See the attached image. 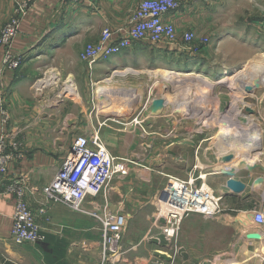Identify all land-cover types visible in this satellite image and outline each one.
<instances>
[{"label": "crops", "instance_id": "obj_1", "mask_svg": "<svg viewBox=\"0 0 264 264\" xmlns=\"http://www.w3.org/2000/svg\"><path fill=\"white\" fill-rule=\"evenodd\" d=\"M139 1L36 0L23 17L20 33L13 39L11 48L24 59L18 70H6L3 75L6 92L0 101V135L9 132L21 142L24 155L9 166L8 174L10 178L20 177L28 184L32 208L36 207L42 187L56 174L75 136L99 128L100 138L112 142L108 148L111 154L126 157L131 154L126 142L133 134L132 125L169 122L163 117L150 122L145 116L119 118L117 122L101 121L100 112L93 111L91 86L98 85L101 81L95 83L98 78H113L110 72L116 66L131 67L134 64L137 67L132 68L135 72L132 76L140 79L146 71L152 73L161 69L164 58L171 57L172 51L186 49L184 46L138 42L108 60L94 64L91 69L79 58L85 45L97 40L103 28L124 33L128 16ZM180 2L181 7L168 15L178 34L193 30L199 36L208 37L209 43L203 46L205 52L215 44L229 43L239 44L238 47L247 52L245 56L241 50L240 62L236 58L232 66H223V72L232 73L239 68L235 66L255 60L261 52L264 55V41L261 40V44L254 42L259 37L256 29H259L260 21L254 17L259 12V0ZM11 10L10 0H0V28ZM249 13L250 20L247 19ZM1 55L0 48V59ZM129 86H148L146 89L151 91L159 84L145 78ZM256 86L257 92L251 97L253 120L264 124V81H256ZM107 95H103L102 106L110 103ZM2 107L8 109L10 116L6 125L1 121ZM121 109L126 108L123 105ZM262 142L264 144V139ZM260 149L263 159L257 171L264 179V145ZM195 164L193 161V168ZM161 169L163 176H169V171L163 166ZM145 175L147 181H132L128 176L113 180L108 197H89L78 211L60 204L52 205L46 240L37 244H15L9 239L14 199L11 195L0 194V264H223L224 255L233 252L228 249L225 236L229 228L240 234L241 243L235 252L237 263L264 261L263 231L261 238L258 232L255 234L250 222L243 223L233 216L226 218V214L204 217L191 213L182 219L176 238L167 240L160 229L151 226L156 213L152 195L160 182L152 181V174ZM247 189L243 192L258 195L260 191L255 187H250V192ZM255 199L264 203V196ZM102 205L127 217L119 252L113 262L101 255L100 221L91 215L96 206ZM246 216L239 215L241 219Z\"/></svg>", "mask_w": 264, "mask_h": 264}, {"label": "rangeland", "instance_id": "obj_2", "mask_svg": "<svg viewBox=\"0 0 264 264\" xmlns=\"http://www.w3.org/2000/svg\"><path fill=\"white\" fill-rule=\"evenodd\" d=\"M257 10L258 15L254 17H258L260 27L256 29L259 37L254 39V42L261 44L264 41V0H259ZM248 15L247 19L250 20V13ZM248 37L251 38L250 33ZM238 45L229 43L216 46L215 44L206 52L201 46L196 54L183 48L175 51L176 54L170 51L172 56L164 58L163 65H160L161 69H154L152 73L150 70V72L146 71L147 77L143 75L140 79L132 76L135 75L132 68L137 67L134 64L131 67L116 66L117 68L111 71H118L120 74H116L113 78L110 76L98 78L95 83L102 79L110 81L91 86V99L95 105L93 111L100 112L101 121L117 122L119 118L135 116L148 117L150 122L158 117L169 119V122L158 121L153 124L132 125L133 134L126 142V146L130 145L131 154L122 157L128 159L132 166L128 175L132 181H147L145 174H152L151 180L160 182L152 195L154 204L158 196L164 197L160 196V190L165 186L166 180L169 178L186 180L192 176L196 187L203 185V189L207 192H210L211 188L221 197L218 214H226V218L233 216L236 220L239 218L243 223L250 222V225L254 226L255 234L259 233L263 238L262 229L252 224L251 211L264 206L259 199V201L255 199V197L264 196V179L257 171L259 162L263 159L259 152L262 150L261 145H264L262 142L264 124L253 120L254 109L251 97L257 92L255 82L264 81V65L259 71H247L245 75L238 77L228 76L231 72H223L222 68L232 66L236 58L240 62L242 54L240 51L244 49ZM244 52L246 56L247 52L245 50ZM262 54L261 52L256 56L260 62L264 60ZM251 61L248 62L251 63ZM245 64L235 67L240 69ZM127 69L130 70L127 72ZM112 72H110L111 76H113ZM145 78L157 81L159 86L151 91L150 88L146 89L148 86L140 88L129 86ZM97 86H106L104 88L106 91L103 89V95H109L107 100L111 103H109L111 107L108 111L105 109L109 105L102 106V101L97 96ZM102 97L104 99V96ZM123 105L126 109H121ZM119 109H121L120 112H118ZM176 119L178 120L175 121ZM91 131L93 130L89 132ZM222 134H226L228 138H224ZM105 143L107 148H110L109 143L112 142ZM258 143L261 144L258 145L260 148L256 146ZM246 149L247 152L252 149L249 154H246L247 156H243L244 160L247 158L246 163L251 167L248 165L247 168L240 167L236 172L231 171L229 168L240 162L242 159L240 156ZM195 154H197L196 157ZM193 161L196 163L195 168H193ZM162 166L169 171V176H163L160 173ZM172 183L174 184V181ZM232 184L237 187H247V191L250 187L260 188V191L258 195L244 193V189L239 192L230 187ZM163 202L159 204L163 206ZM163 210H168L166 205ZM239 215L247 216L241 219ZM239 235L231 228L225 232L228 249L233 252L224 255L223 264H243L237 263L235 254L241 243ZM261 241L264 244V238ZM263 262L261 259L259 264H264Z\"/></svg>", "mask_w": 264, "mask_h": 264}, {"label": "built area", "instance_id": "obj_3", "mask_svg": "<svg viewBox=\"0 0 264 264\" xmlns=\"http://www.w3.org/2000/svg\"><path fill=\"white\" fill-rule=\"evenodd\" d=\"M10 1L11 14L0 28L1 102L6 92L3 83L5 71L18 70L24 59L22 54L12 50L13 39L20 33L21 21L36 0ZM180 7V0H140L128 16L125 32L119 34L110 28H103L97 40L85 45L79 54L80 60L91 69L94 64L108 60L138 42L179 45L188 50L199 51V47L209 43V38L199 36L193 30L178 34L168 19V15ZM9 118L8 109L2 107V124H8ZM23 155L19 140L9 132L0 135V194L11 195L14 199L9 239L15 244H37L45 241L52 205L60 204L74 211L81 210L89 197H108L111 182L124 179L132 169L128 159L110 153L98 130L79 134L71 141L56 174L42 187L36 207L32 208L28 184L20 177L10 178L8 174L9 166L19 161ZM172 181H177V185L174 186ZM193 182L192 176L186 180L169 178L160 190L159 195L164 197L158 196L151 226L160 229L167 240L176 238L185 216L199 213L204 217H211L220 210L221 197L211 191L215 196L213 197L202 191L203 185L196 187ZM190 193L199 194V199L190 196ZM162 201L169 203L175 210L162 211L159 204ZM197 203L201 204V207L195 205ZM91 215L100 221L101 255L113 262L119 252L127 217L117 211L107 210L105 205L96 206ZM251 217L252 224L260 227L264 233V206L253 209Z\"/></svg>", "mask_w": 264, "mask_h": 264}, {"label": "bare ground", "instance_id": "obj_4", "mask_svg": "<svg viewBox=\"0 0 264 264\" xmlns=\"http://www.w3.org/2000/svg\"><path fill=\"white\" fill-rule=\"evenodd\" d=\"M264 63L262 64V62H260L259 61V59L257 60H253V61H251V63L250 62H248V63H246L242 68H240V69H237V70H235V71H233L232 73H230V75H228V76H230V77H238V76H240V75H242V74H244L245 75V73L247 72V71H252V70H261V68H263L264 66ZM263 66V67H262ZM126 70V69H125ZM130 69H127V72L129 71ZM257 73V72H256ZM116 74H120V73H118V71H114V72H112V75L113 76H115ZM263 76V75H262ZM261 76V77H262ZM229 77V78H230ZM258 77V76H257ZM260 79V78H259ZM262 79V78H261ZM107 80H109V79H102L99 83H106V82H108ZM263 80V79H262ZM110 81V80H109ZM259 82H261L260 80H259ZM256 83V82H255ZM252 86H253V84H252ZM106 86H100V87H97V94H98V97H99V100H101V101H103V89L105 88ZM70 90H72L71 88H69ZM104 91H105V89H104ZM105 98V97H104ZM102 103V102H101ZM96 130V129H95ZM94 131V130H93ZM229 135V134H228ZM222 136L224 137V138H228L227 137V135L226 134H222ZM221 136V137H222ZM258 145H261V144H257L256 146H258ZM254 147L255 149L257 148V147ZM259 148H260V146H258ZM253 148V149H254ZM257 150V149H256ZM250 151H252V149L251 150H249L248 152H247V149L245 150V152H244V154H242V156H240V158H242L241 160H240V162H236V163H234V164H236V165H234V166H231V168H229L231 171H233V172H236V171H238L239 169H240V167H246L247 168V166L249 165H247V163H246V160H247V158H246V160H244L245 158V155L246 154H249V152ZM254 152V151H253ZM256 152V151H255ZM252 153V152H251ZM244 156V157H243ZM247 156V155H246ZM244 158V159H243ZM196 165V164H195ZM229 165V164H228ZM233 165V164H232ZM227 166V165H226ZM248 167H251L250 165L248 166ZM228 169V168H227ZM230 170H227V171H230ZM222 171H226V169L225 170H223L222 169ZM174 186L175 185H177V182H175L174 181V184H173ZM208 186V185H207ZM209 187V186H208ZM210 188V187H209ZM202 191H205L204 189H203V186H202ZM211 191H213V189H211L210 188V192H208L209 194H211L213 197H215L214 196V194L211 192ZM180 195H182V190H180ZM198 193L200 192V190L198 189V191H197ZM205 192H207V191H205ZM202 194H204L203 192H202ZM190 196H194L196 199H199L198 198V196H199V194H192V193H190L189 194ZM162 203V202H161ZM164 204H163V206L161 205L160 207L162 208V211H168V210H175L174 209V207L173 206H171L169 203H166L165 201L163 202ZM208 203H210V200L208 199ZM165 205L167 206V209L168 210H163L164 209V207H165ZM195 205H199L200 207H201V204H199V203H197V204H195ZM251 220H252V217H251ZM228 261V260H227Z\"/></svg>", "mask_w": 264, "mask_h": 264}, {"label": "water", "instance_id": "obj_5", "mask_svg": "<svg viewBox=\"0 0 264 264\" xmlns=\"http://www.w3.org/2000/svg\"><path fill=\"white\" fill-rule=\"evenodd\" d=\"M230 187L232 188V189H236L235 191H242L243 189H244V187L243 186H236V185H230Z\"/></svg>", "mask_w": 264, "mask_h": 264}]
</instances>
